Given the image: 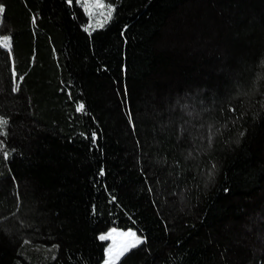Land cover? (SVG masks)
I'll list each match as a JSON object with an SVG mask.
<instances>
[{
	"label": "trees",
	"instance_id": "1",
	"mask_svg": "<svg viewBox=\"0 0 264 264\" xmlns=\"http://www.w3.org/2000/svg\"><path fill=\"white\" fill-rule=\"evenodd\" d=\"M101 2L0 0V264H264V0Z\"/></svg>",
	"mask_w": 264,
	"mask_h": 264
},
{
	"label": "rangeland",
	"instance_id": "2",
	"mask_svg": "<svg viewBox=\"0 0 264 264\" xmlns=\"http://www.w3.org/2000/svg\"><path fill=\"white\" fill-rule=\"evenodd\" d=\"M79 1L82 2L87 13L89 14V18H90V22L88 25L89 31L102 28L104 25H106L110 21L112 17V13H113L112 7L105 5L103 2H101L103 4V7H97L96 0H79ZM0 41H2V39H0ZM0 44H2V42H0ZM129 232H134V231L133 230L124 231V230H118V229H111L107 233L102 235V236H107L111 233V236H112L111 239L102 240L108 243V247L105 253V261L103 262V264H106V261H108L109 264H117L122 259V257L129 252V251L126 252L123 256L120 257L119 260H116L114 258L116 255V252H118L121 247H123L124 245H126L132 240V237L125 235L126 233H129ZM139 239L143 241L141 238ZM140 244H138L136 247H138ZM109 247H112L114 249V251L111 254L108 253Z\"/></svg>",
	"mask_w": 264,
	"mask_h": 264
},
{
	"label": "snow or ice",
	"instance_id": "3",
	"mask_svg": "<svg viewBox=\"0 0 264 264\" xmlns=\"http://www.w3.org/2000/svg\"><path fill=\"white\" fill-rule=\"evenodd\" d=\"M69 2H71V0H69ZM96 6L97 7H103V4L101 3V0H96ZM5 9L3 6H0V19H2L3 13H4ZM10 37H3L2 38V42L3 43V47L9 48L10 45ZM19 87V85H17V88ZM84 109V105L81 104L78 106V111L83 110ZM8 121L5 120L3 117H0V134L2 135H6V132H3L4 127L7 125ZM95 135V134H94ZM0 147H2V142H0ZM8 153H5V157L7 158ZM215 167V166H213ZM115 231V230H113ZM125 235L132 237V240L127 243L126 245H124L123 247L120 248V250L118 252H116L115 255V259L119 260L121 256H123L126 252L130 251L132 248H135L138 244L142 243V241L136 236L135 232H129L126 233ZM111 233L107 236H101L100 239L101 240H106V239H111ZM114 251V249L112 247H109L108 249V253L111 254ZM106 264H109L108 261H106Z\"/></svg>",
	"mask_w": 264,
	"mask_h": 264
}]
</instances>
